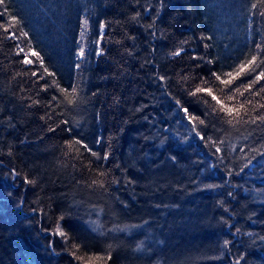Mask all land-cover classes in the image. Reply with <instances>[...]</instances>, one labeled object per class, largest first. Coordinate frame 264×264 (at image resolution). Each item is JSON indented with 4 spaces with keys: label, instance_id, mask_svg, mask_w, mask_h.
<instances>
[{
    "label": "trees",
    "instance_id": "16d2710c",
    "mask_svg": "<svg viewBox=\"0 0 264 264\" xmlns=\"http://www.w3.org/2000/svg\"><path fill=\"white\" fill-rule=\"evenodd\" d=\"M261 13L260 0H5L0 264H264V123L230 125L188 95L209 86L264 113L259 84L233 102L213 76L264 59ZM181 106L204 124L193 131Z\"/></svg>",
    "mask_w": 264,
    "mask_h": 264
},
{
    "label": "snow or ice",
    "instance_id": "6c2138e0",
    "mask_svg": "<svg viewBox=\"0 0 264 264\" xmlns=\"http://www.w3.org/2000/svg\"><path fill=\"white\" fill-rule=\"evenodd\" d=\"M5 3V0H0V5H3ZM260 3L264 4V0H260ZM253 8L257 7L256 3L252 4ZM261 15H264V13H261ZM19 21L13 17V24H18ZM88 21H84V26L87 27ZM101 29L105 27L104 24L100 25ZM8 29L5 28V31ZM26 32H21L20 36L27 37ZM20 36H17L15 32L11 33L10 38L14 39H20ZM103 37H100V40H102ZM260 47L259 45L257 46ZM183 49H180L173 53L175 56H179ZM24 53V58L22 60V63L24 65H32L33 63L38 62L41 66H43V58L40 56V53L35 51L33 48H29L27 51H25L24 47H20L18 45V53ZM97 55L103 54V50L101 49L96 53ZM85 51L83 48L80 49L79 57H84ZM30 57H36L37 61H33L30 59ZM261 65H264V59L260 58L259 53L255 55H251L250 58L246 57L244 58L238 65H236L232 71L227 72L224 74L227 78H222L220 74L213 73V76H215V79L219 81L220 85H223V89L221 91L226 96V99L228 101H236V96L239 94L241 97L244 96V93L246 92H252L253 86L256 84H259L260 87L258 90H256L253 94L256 96H259L262 92H264V84L261 82H264V68L261 67ZM79 67V64L76 65ZM44 73L47 75L54 76V73H49L48 70L45 68ZM33 76H36L37 73L33 72ZM244 77H249L248 79H243ZM41 79H44V76L40 77ZM161 80H164L165 77H160ZM237 81H240V83H236ZM202 83L207 84V80L202 78ZM241 85L243 86V91H241ZM47 83L44 85V89L47 90V87H49ZM61 92H63L67 97L71 98L74 94L78 93V89L75 85L71 86V92H69L68 88L60 89ZM188 95L193 97H198V103H203L205 105H208L213 109L214 112L223 113L224 115L219 117L220 119H224L225 117L226 122L230 125L239 124V123H251V124H257L264 123V113L258 112L255 116L250 117L249 116V108L247 105H251L252 101L245 98V100L241 101L238 106L235 104H228L225 103V100L222 99L220 96L214 94L213 88L209 86H197L193 91H190ZM208 97L211 98V100L207 99ZM55 98V97H54ZM74 102V101H72ZM214 102V104H212ZM38 103V101H37ZM177 105H181V102L179 100L176 101ZM218 106V108H217ZM259 109H264V104L258 105ZM180 111L184 113V118L188 121L189 124L192 125L193 131H196V124L197 121L199 124H204V120L200 119L199 117L193 115L190 113L188 107H180ZM65 123H67L65 121ZM71 131V129H69ZM197 135L201 140H204L205 137L200 132L197 131ZM74 144L81 145L87 152H89L92 156L97 157V159H108L109 154H105L103 157H100L99 154L95 151H93L92 148L89 147L88 144L84 143L81 139H76L74 142L70 141L68 142L69 148H72ZM99 143V141H98ZM215 143V142H213ZM215 152L219 153L221 152L220 148H216ZM98 176L104 177L106 176V173L104 171H98ZM26 183L32 184L35 183V181L26 179ZM93 185H99L100 187H104V181L103 180H93ZM62 219V218H61ZM56 233L60 236H65L66 234L60 229L59 226L56 228ZM228 241H225V244H227ZM75 256V253H73ZM76 259H83V257H76ZM111 255L109 254L107 257L94 254L91 257L88 258L86 264H106V260H110ZM237 264H239V261H237Z\"/></svg>",
    "mask_w": 264,
    "mask_h": 264
}]
</instances>
